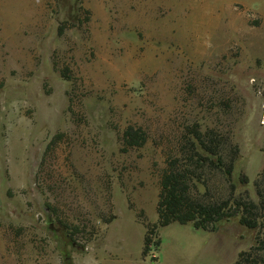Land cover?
I'll list each match as a JSON object with an SVG mask.
<instances>
[{
  "label": "rangeland",
  "instance_id": "obj_1",
  "mask_svg": "<svg viewBox=\"0 0 264 264\" xmlns=\"http://www.w3.org/2000/svg\"><path fill=\"white\" fill-rule=\"evenodd\" d=\"M195 124L230 138L258 203L264 0H0V264H233L257 234L238 216L152 228ZM127 126L148 139L122 152Z\"/></svg>",
  "mask_w": 264,
  "mask_h": 264
},
{
  "label": "trees",
  "instance_id": "obj_2",
  "mask_svg": "<svg viewBox=\"0 0 264 264\" xmlns=\"http://www.w3.org/2000/svg\"><path fill=\"white\" fill-rule=\"evenodd\" d=\"M61 35V31L58 32ZM64 80L69 79L68 68L60 71ZM63 137L58 133L46 146L45 153ZM148 137L140 127L127 126L120 135L121 150L127 152L142 147ZM238 149L230 138L215 129L201 131L197 124L187 126L179 140L175 154H168L164 168L158 177L156 203L157 227L172 223L191 224L195 230L214 232L221 221L238 216L239 224L257 230L255 244L241 252L233 264H264V169L254 183L258 203L252 201L247 192L236 194L232 181L234 162ZM247 178L241 176L244 185ZM67 237L77 233L68 228ZM151 238L144 237L145 255L149 251Z\"/></svg>",
  "mask_w": 264,
  "mask_h": 264
},
{
  "label": "water",
  "instance_id": "obj_3",
  "mask_svg": "<svg viewBox=\"0 0 264 264\" xmlns=\"http://www.w3.org/2000/svg\"><path fill=\"white\" fill-rule=\"evenodd\" d=\"M44 211H45L46 214H49V210L48 209L44 208Z\"/></svg>",
  "mask_w": 264,
  "mask_h": 264
}]
</instances>
